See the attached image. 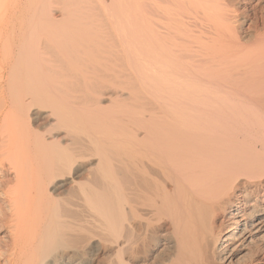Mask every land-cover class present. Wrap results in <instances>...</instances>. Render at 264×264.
<instances>
[{
  "label": "bare ground",
  "instance_id": "bare-ground-1",
  "mask_svg": "<svg viewBox=\"0 0 264 264\" xmlns=\"http://www.w3.org/2000/svg\"><path fill=\"white\" fill-rule=\"evenodd\" d=\"M0 264H264V0H0Z\"/></svg>",
  "mask_w": 264,
  "mask_h": 264
},
{
  "label": "rangeland",
  "instance_id": "rangeland-1",
  "mask_svg": "<svg viewBox=\"0 0 264 264\" xmlns=\"http://www.w3.org/2000/svg\"><path fill=\"white\" fill-rule=\"evenodd\" d=\"M4 241L3 234L0 232V244Z\"/></svg>",
  "mask_w": 264,
  "mask_h": 264
}]
</instances>
